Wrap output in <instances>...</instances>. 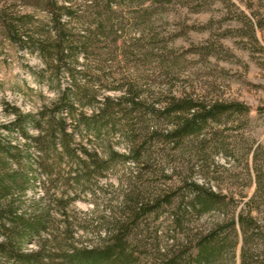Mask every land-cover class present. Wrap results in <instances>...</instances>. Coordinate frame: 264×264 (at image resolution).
Masks as SVG:
<instances>
[{
	"label": "rangeland",
	"instance_id": "rangeland-1",
	"mask_svg": "<svg viewBox=\"0 0 264 264\" xmlns=\"http://www.w3.org/2000/svg\"><path fill=\"white\" fill-rule=\"evenodd\" d=\"M67 1L77 17L67 28L74 35L89 34L87 43L73 44L75 52H82L78 68L86 74L79 81L90 90L88 95L95 94L87 96L77 112L92 114L95 109L88 100L123 96L119 88L139 93L137 108L132 109L126 100L121 105L110 103L111 110L123 117L117 120L131 127L137 144L143 146L144 163L137 167L129 160L104 168L101 177L93 176L89 185L72 184L75 191L63 185V180L70 168L80 167L64 161L58 164L52 157L48 162L58 183L51 193L60 197L69 188L77 199L64 214L51 206L48 234L39 241L50 234V241L65 240L64 245H95L97 229L113 226L116 219L121 224L127 220L134 264H169L174 251L192 246L194 236L203 229L216 221L236 220L252 198L263 233L246 244L251 256L247 264H264V0ZM48 8L46 0H0V11L21 20L31 33L23 36V42L14 41L0 17V134L13 143L24 142L22 128L37 134L25 116L42 117L44 111L42 124L46 125V117L58 103L59 85L70 82L64 75L57 77V63L45 60L39 47L50 49L55 42ZM172 96L206 104L238 101L248 110L226 113L198 135L172 140L167 135L173 129L172 118L152 111V106L158 109L164 104L157 101ZM17 122L21 124L15 126ZM111 136L114 148L128 155L127 139L119 132ZM90 138L94 149L99 139ZM98 147L103 153L104 147ZM135 172L139 177L129 182ZM189 179L232 199L221 210L183 217L184 199L190 194L186 190L174 194ZM41 180L37 174V185L27 192V200L45 194L48 184L44 186ZM82 188L86 191L80 192ZM138 192L144 203L154 207L131 223V217L122 213L134 208ZM179 208L182 225L174 220ZM226 234L228 251L216 264H243L245 242L239 225L231 226ZM38 245L33 242L28 247L37 249ZM184 252L180 261L189 264L195 250ZM61 255L58 251L54 257Z\"/></svg>",
	"mask_w": 264,
	"mask_h": 264
},
{
	"label": "trees",
	"instance_id": "trees-1",
	"mask_svg": "<svg viewBox=\"0 0 264 264\" xmlns=\"http://www.w3.org/2000/svg\"><path fill=\"white\" fill-rule=\"evenodd\" d=\"M46 1L51 13V29L55 42L50 49L45 45L39 46V42L35 44L41 47L45 60L51 59L57 63L54 68L57 77L64 75L70 82L67 86L59 85L58 103L50 112V116L46 117V125L42 124L44 111L40 113L42 117H37L38 119L31 114L25 116L37 134L31 135L22 128L24 142L19 143H13L0 134V264H134L133 253L128 248L131 238L127 220L121 224V219H116L113 226L97 229L95 245L87 244L81 248L73 244L64 245L65 240L50 241V234L44 242L39 241L43 235L48 234L51 206L58 207L59 212L64 214L68 204L77 199V194L72 192V190L77 191V188H72V184L76 187L89 185L93 176L100 178L103 169L112 167L114 164H124L131 160L140 167L144 163L143 146L137 144V137H134L131 127H125L120 123L121 120H117L120 116L111 110L112 103H110L121 105L126 100L134 109L140 104V94L128 88H119L123 96L116 98L106 96L104 100H97V98L88 100L87 104L95 111L89 115L85 112L78 113L80 103L87 96H95L92 93L88 95L89 89L82 86L83 84L79 81L80 78H85L86 74L78 68L79 56L82 52H75L73 45L87 43L89 34L74 35L67 28L70 20L77 19L70 2L64 0V3L59 4V0ZM0 17L14 41L23 42V36L31 35L29 30L20 23L21 20L9 18L4 11H0ZM160 102H164L163 106L158 109L152 106V111H159V114L172 118L173 129L167 133L172 140L198 135L210 122L221 121L226 113L248 110L245 104L238 101H215L206 104L204 101L187 96H172L157 101V103ZM120 118L123 120V117ZM18 123L14 125L21 124V122ZM9 127L4 126V128L12 129ZM117 132L127 139L128 155L121 154L114 148L111 135ZM91 135L99 139L94 149L90 146L93 142ZM98 146L104 147L103 153ZM52 157L58 160V164L64 161L80 167L78 170L69 169L63 185L72 190L66 189L60 197L51 193L52 190H56L58 183L57 179H53L55 172L50 169L51 165L48 162ZM136 172L135 175L132 174L129 182H134V179L139 177ZM37 174H40L43 179L40 182L44 186L48 184V188L43 196L27 200V192L37 185L35 184ZM132 178H134L133 181H131ZM129 185L131 186V183ZM183 190L190 194L187 200L184 199L183 217L195 214L203 216L221 210L225 201L232 199L217 192L212 186L191 179L184 182L174 195ZM85 191V188L80 189V192ZM138 193L136 198H133L134 208L131 210L132 206H130L129 210L124 211L125 213L121 212L124 216L131 217L133 220L131 223L140 219L142 217L140 215L150 213L154 207L144 203L145 199L140 192ZM252 203V198L244 203L245 208L241 209L236 220L232 218L227 222L216 221L200 231L194 236L192 246L188 245L184 250L174 251L169 264H183L180 260L186 253L184 251L192 250L195 252L189 256V264H216L228 247L226 231L231 226L235 227L236 223L245 242L241 252L242 262L247 264L251 256L246 249V244L263 233L259 220L254 214ZM126 205L125 195L122 206ZM180 211L181 208L174 212V220L178 225L183 224V221L179 219ZM67 225L65 226L68 228ZM33 242L39 244L37 249L28 247ZM48 243L53 244L54 247H50ZM58 251L62 255L55 258V253Z\"/></svg>",
	"mask_w": 264,
	"mask_h": 264
}]
</instances>
